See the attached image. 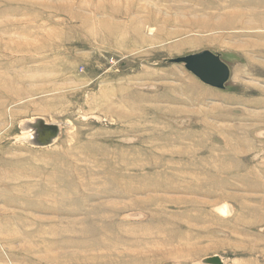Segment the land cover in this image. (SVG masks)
<instances>
[{
  "label": "rangeland",
  "instance_id": "1",
  "mask_svg": "<svg viewBox=\"0 0 264 264\" xmlns=\"http://www.w3.org/2000/svg\"><path fill=\"white\" fill-rule=\"evenodd\" d=\"M162 263L264 264V0H0V264Z\"/></svg>",
  "mask_w": 264,
  "mask_h": 264
},
{
  "label": "water",
  "instance_id": "2",
  "mask_svg": "<svg viewBox=\"0 0 264 264\" xmlns=\"http://www.w3.org/2000/svg\"><path fill=\"white\" fill-rule=\"evenodd\" d=\"M164 61L183 63L185 68L194 74L200 81L215 88H223L230 75L227 64L218 54L212 53L209 50H202L185 56L165 59ZM204 262L214 263L216 259L210 258L206 259Z\"/></svg>",
  "mask_w": 264,
  "mask_h": 264
},
{
  "label": "bare ground",
  "instance_id": "3",
  "mask_svg": "<svg viewBox=\"0 0 264 264\" xmlns=\"http://www.w3.org/2000/svg\"><path fill=\"white\" fill-rule=\"evenodd\" d=\"M240 1H241V0H240ZM242 2H243V1H242ZM235 4H237V3L235 2ZM240 4H241V2H240ZM240 4H239V5H240ZM242 4H243V3H242ZM242 11H243V10H242ZM242 13H243V12H242ZM245 14H246V13H245ZM242 15H243V14H242ZM244 16H245V15H244ZM235 19H236V17H235ZM235 19H234L233 17H231V18H230L231 22H230V21H229V22H230V23H234V22H235ZM232 20H234V22H233ZM222 25H223V24H222Z\"/></svg>",
  "mask_w": 264,
  "mask_h": 264
}]
</instances>
